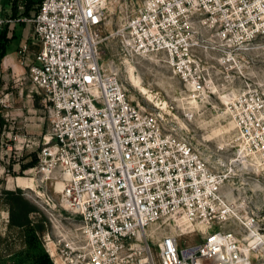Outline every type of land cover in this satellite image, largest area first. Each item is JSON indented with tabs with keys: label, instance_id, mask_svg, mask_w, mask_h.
I'll list each match as a JSON object with an SVG mask.
<instances>
[{
	"label": "built area",
	"instance_id": "2783aa9c",
	"mask_svg": "<svg viewBox=\"0 0 264 264\" xmlns=\"http://www.w3.org/2000/svg\"><path fill=\"white\" fill-rule=\"evenodd\" d=\"M107 3L42 0L31 17L0 16V27L30 23L39 44L29 66L48 123L35 168L46 184L39 206L50 223L61 217L60 207L80 223L75 244L66 248L71 255L60 259L250 264L253 245L230 231L212 229L201 242L180 243L236 214L219 193L222 178L167 117L173 108L146 112L135 106L115 62L104 68ZM112 37L123 57L163 55L194 100L228 97L236 141L264 156V74L255 70L264 49V0H141ZM26 51L24 44L19 53ZM57 180L58 205L47 191V183ZM161 225L172 234L155 240Z\"/></svg>",
	"mask_w": 264,
	"mask_h": 264
},
{
	"label": "rangeland",
	"instance_id": "374dc122",
	"mask_svg": "<svg viewBox=\"0 0 264 264\" xmlns=\"http://www.w3.org/2000/svg\"><path fill=\"white\" fill-rule=\"evenodd\" d=\"M140 1L108 0L102 26V64L107 68L111 61L115 62L127 97L135 106L146 112L159 108L167 112L166 106L173 108L167 117L179 125L206 165L222 178L219 193L236 214L209 228L200 227L195 234L183 237L180 243L201 242L212 229L230 231L244 239V243L253 245L250 264H264V156L249 153L236 141L231 118L225 110L229 98L224 94L194 100L174 76L163 55L131 59L118 53V43L112 34ZM24 3V0H0V16L31 17L39 4L26 15ZM32 29L30 23L0 27V34L5 33L9 40L0 63V194L4 190H20L36 210L30 214V220L34 225L43 226V230L34 233L30 230L33 227L9 228L8 205L0 197V264H10L13 258L7 257L10 253L16 254V264H63L60 257L71 255L66 248L75 244L76 229L80 225L78 218L62 207L59 208L61 217L50 223L39 206L41 187L46 189V184L40 182L41 176L35 168L48 123L41 93L29 80V66L39 50ZM24 44L27 51L20 54ZM257 55L255 70L264 74V49ZM34 161V167L21 169ZM60 185V180L57 184L55 181L47 183V191L57 205L59 201L53 188L60 191ZM251 231L258 235L252 237ZM169 234L172 230L166 225L154 229L155 240ZM150 248L155 256V244ZM133 264H139V260Z\"/></svg>",
	"mask_w": 264,
	"mask_h": 264
},
{
	"label": "trees",
	"instance_id": "16d2710c",
	"mask_svg": "<svg viewBox=\"0 0 264 264\" xmlns=\"http://www.w3.org/2000/svg\"><path fill=\"white\" fill-rule=\"evenodd\" d=\"M42 0H24V7L27 12L37 5L41 3ZM38 9V8H37ZM14 17V16H13ZM9 43V40L6 38L5 33L0 34V63L1 60L6 52V45ZM35 161L27 164L26 166H22L21 169L25 170L35 166ZM0 197L5 199L6 204L8 205V214H9V221L8 226L9 228H15L17 230H22L27 227H33L32 230L34 233L43 230V226L34 225L33 222L30 220V214L36 213L35 208H32L29 202L22 196L20 190H4ZM0 198V199H1ZM16 254L13 253L10 259V263L16 264Z\"/></svg>",
	"mask_w": 264,
	"mask_h": 264
},
{
	"label": "crops",
	"instance_id": "0c3cea01",
	"mask_svg": "<svg viewBox=\"0 0 264 264\" xmlns=\"http://www.w3.org/2000/svg\"><path fill=\"white\" fill-rule=\"evenodd\" d=\"M9 191H14V190H9ZM8 213V212H7ZM13 255V253H10L7 255L8 258H10ZM11 264V263H10Z\"/></svg>",
	"mask_w": 264,
	"mask_h": 264
},
{
	"label": "bare ground",
	"instance_id": "6f19581e",
	"mask_svg": "<svg viewBox=\"0 0 264 264\" xmlns=\"http://www.w3.org/2000/svg\"><path fill=\"white\" fill-rule=\"evenodd\" d=\"M60 188H62V182H61ZM60 190H61V189H60Z\"/></svg>",
	"mask_w": 264,
	"mask_h": 264
}]
</instances>
